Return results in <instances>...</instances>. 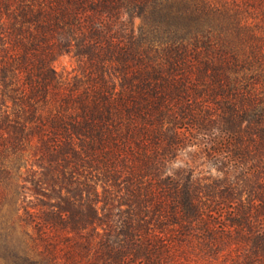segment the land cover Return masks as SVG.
<instances>
[{"label": "trees", "instance_id": "1", "mask_svg": "<svg viewBox=\"0 0 264 264\" xmlns=\"http://www.w3.org/2000/svg\"><path fill=\"white\" fill-rule=\"evenodd\" d=\"M0 264H264V0H0Z\"/></svg>", "mask_w": 264, "mask_h": 264}, {"label": "rangeland", "instance_id": "2", "mask_svg": "<svg viewBox=\"0 0 264 264\" xmlns=\"http://www.w3.org/2000/svg\"><path fill=\"white\" fill-rule=\"evenodd\" d=\"M76 66V62L71 56H63L59 58L54 64L56 71L61 74L72 73L74 69H76ZM183 159L190 160V156L183 157ZM199 171H208L207 166H200Z\"/></svg>", "mask_w": 264, "mask_h": 264}]
</instances>
